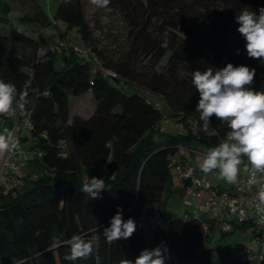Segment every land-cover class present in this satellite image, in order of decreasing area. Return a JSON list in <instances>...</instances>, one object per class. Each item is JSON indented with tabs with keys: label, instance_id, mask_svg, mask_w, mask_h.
I'll use <instances>...</instances> for the list:
<instances>
[{
	"label": "trees",
	"instance_id": "16d2710c",
	"mask_svg": "<svg viewBox=\"0 0 264 264\" xmlns=\"http://www.w3.org/2000/svg\"><path fill=\"white\" fill-rule=\"evenodd\" d=\"M109 5L131 25L133 46L122 63L102 56L80 0H64L54 16L67 25L61 40L74 31L88 48L83 53L75 51L76 43L60 41L62 46L41 31H20L9 20L12 6L0 0V79L18 88L32 81L31 116L17 115L26 131L19 139L22 188H6L13 180L9 169L0 184V264H97V258L98 264H119L122 258L134 264L142 250L161 241L170 257L165 264H251L239 251L212 246L213 232L230 235L235 229L223 232L215 219L173 216L168 201L176 194L183 197L187 186L183 179L181 185L173 180L172 160L184 163L180 150L209 149L228 131L214 116L203 130L192 72L246 65L256 69L254 83L259 81L264 65L248 58L235 16L245 7L258 12L264 0H111ZM37 16L48 21L44 13ZM39 17L29 22L41 25ZM167 53L164 74L134 68L136 59L156 65ZM138 82L164 98L169 118L184 131L165 130L163 112L134 89ZM122 83L133 88L129 94ZM90 94L96 102L93 115L71 117L70 99ZM93 176L106 184L96 199L81 192ZM118 207L124 220L134 219L137 230L130 239L107 244L102 229ZM146 226L152 229L150 244ZM237 228L248 232L252 224ZM73 234L97 237L93 257L64 259L69 248L62 241Z\"/></svg>",
	"mask_w": 264,
	"mask_h": 264
},
{
	"label": "clouds",
	"instance_id": "9594fccd",
	"mask_svg": "<svg viewBox=\"0 0 264 264\" xmlns=\"http://www.w3.org/2000/svg\"><path fill=\"white\" fill-rule=\"evenodd\" d=\"M90 2L98 8H105L111 0ZM235 22L239 25L236 31L246 41L248 58L264 65V7H260L258 12L243 8L236 14ZM255 75V68L228 63L219 69L208 67L203 72L199 69L193 71L191 83L199 92L195 111L202 121L203 130H208L213 116L228 128L226 138L203 154L199 170L205 175L215 172L219 179L232 185L238 182L243 167L248 174L249 189L256 188L254 212L260 222H264V92L251 88ZM31 86V80H25L18 88L15 82L0 79V116L12 114L29 118L28 90ZM5 153L21 154L20 140L9 128L0 130V154ZM105 189V180L93 176L82 185L81 192L96 199ZM122 213L118 207L109 226L102 229L107 244L130 239L137 230L134 219L124 220ZM96 240L97 237L88 239L73 234L62 241L69 248L64 259L76 261L93 257ZM167 253V245L161 241L153 249L142 250L134 264H165L170 258ZM119 264H133V261L122 258Z\"/></svg>",
	"mask_w": 264,
	"mask_h": 264
},
{
	"label": "rangeland",
	"instance_id": "374dc122",
	"mask_svg": "<svg viewBox=\"0 0 264 264\" xmlns=\"http://www.w3.org/2000/svg\"><path fill=\"white\" fill-rule=\"evenodd\" d=\"M12 6V12L9 15L10 22L16 26L20 31L27 32L32 34L33 32L37 33L39 31L46 34L50 39L55 40L53 42L55 44L62 42H67L70 44L79 45L83 50H87L88 48L80 44V40L74 31L68 33L66 39L61 40L60 34H63L67 30V25L65 22L61 20L55 19V12L57 6L63 2L64 0H4ZM84 6L85 16L87 21L90 24V27L94 33L98 50L101 51L102 56L113 63H122L129 59L130 52L133 46V39L131 34V25L124 17L120 11L112 8L108 5L105 8H98L93 5L90 0H80ZM40 13H44L48 17V21H45L43 17L37 16ZM40 18L41 25H37L35 23L29 22L32 18ZM24 18V19H23ZM71 39V40H69ZM169 54L155 65L153 60L150 59H136L134 62V68L139 72L143 71L146 73L148 71H155L158 73H165L167 68ZM121 89H123L126 93H130L129 89H133L132 87L128 89V85H120ZM137 87V88H136ZM140 91L143 96L154 105L158 106L160 110L163 112L164 119L168 120L175 124L172 127L174 130L175 127H179L180 131H184L178 123L169 118V109L166 101L163 97L153 94L148 91L142 83H134V89ZM96 110V102L93 96L85 95L82 97H72L70 99V116H80L82 118H89L93 115ZM163 120V122L165 121ZM177 124V125H176ZM164 127H170V125L166 124ZM16 128V125L12 127L11 131ZM2 130V129H0ZM167 131V130H166ZM170 131V130H169ZM22 133H26L20 129L16 135L18 139L23 137ZM174 133H177L175 131ZM202 151L201 152H192L191 151V162H194L198 172L200 175H205L199 170V163L202 161L203 154L208 150L205 146H197ZM196 147V149H197ZM24 149V148H23ZM187 153L190 156V153L184 149H181L178 158L184 156ZM22 154H9L8 157L12 158L13 162L21 161ZM19 163V162H18ZM7 167H5L4 172L7 171ZM206 176L212 177V173L207 174ZM173 180L176 185H181V180L176 172L173 169ZM216 182V180H213ZM220 184L229 185L226 182L220 181ZM19 189L22 186L18 187ZM168 211L173 216L185 217L186 207L183 203V199L180 194H176L171 197L168 201ZM207 219H210L208 217ZM146 243L150 244L152 241V229L150 226H146L144 228ZM211 242L213 247H229L234 249L235 251L240 250V246L243 243H246L249 240V232H242L239 228H236L234 232L230 235H223L222 232L216 230L211 234Z\"/></svg>",
	"mask_w": 264,
	"mask_h": 264
},
{
	"label": "built area",
	"instance_id": "2783aa9c",
	"mask_svg": "<svg viewBox=\"0 0 264 264\" xmlns=\"http://www.w3.org/2000/svg\"><path fill=\"white\" fill-rule=\"evenodd\" d=\"M74 49L79 53L85 52L79 46H75ZM251 88L264 92V76L251 85ZM20 129L16 124V128L12 130L15 136ZM7 155L9 156L8 153L0 154V181L6 177L4 169L7 167L13 175V180L6 187L9 189L10 186H19L22 164L13 162L12 158L10 159ZM171 166L176 170L179 178L187 183L182 197L186 207L183 218L196 217L199 220H206L210 217L221 225L223 232H231L238 226L252 224L249 230L250 238L240 246L239 254L251 264H264V222H260L254 212L256 188L249 189L248 174L243 167L238 182L227 186L220 184L223 180L219 179L215 172L212 173V177L200 175L194 162L180 163L172 160ZM205 230H207V225H205Z\"/></svg>",
	"mask_w": 264,
	"mask_h": 264
},
{
	"label": "crops",
	"instance_id": "0c3cea01",
	"mask_svg": "<svg viewBox=\"0 0 264 264\" xmlns=\"http://www.w3.org/2000/svg\"><path fill=\"white\" fill-rule=\"evenodd\" d=\"M17 124V115H12V114H8L7 116H5L2 120H0V129H4V128H9L10 130L12 129L13 126H15ZM166 124L170 125V127H165V130H167L168 132H172L174 133L175 131H177V133H180L179 127H175L174 130H172V127L174 126L172 121L170 122L169 119L165 120L163 122V126H165ZM177 125V124H176ZM181 126V128L183 129L181 124H178ZM170 130V131H169ZM184 150H186L187 152L190 153V156L185 153L183 157H181V159H183L184 162L186 163H191V150L188 148H182ZM8 170V169H7ZM5 182V177H3L0 181V184ZM249 232V238H250V231Z\"/></svg>",
	"mask_w": 264,
	"mask_h": 264
}]
</instances>
